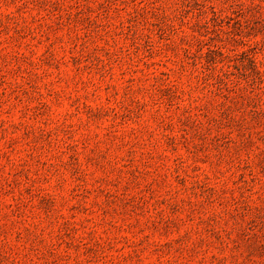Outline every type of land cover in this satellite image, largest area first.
<instances>
[{
    "label": "rangeland",
    "instance_id": "obj_1",
    "mask_svg": "<svg viewBox=\"0 0 264 264\" xmlns=\"http://www.w3.org/2000/svg\"><path fill=\"white\" fill-rule=\"evenodd\" d=\"M0 264H264V0H0Z\"/></svg>",
    "mask_w": 264,
    "mask_h": 264
}]
</instances>
